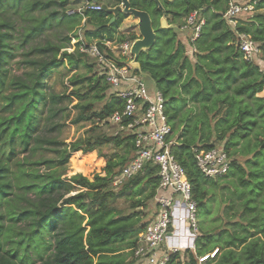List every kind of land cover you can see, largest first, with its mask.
Returning <instances> with one entry per match:
<instances>
[{"label":"trees","instance_id":"obj_1","mask_svg":"<svg viewBox=\"0 0 264 264\" xmlns=\"http://www.w3.org/2000/svg\"><path fill=\"white\" fill-rule=\"evenodd\" d=\"M113 1L114 5L107 6L121 3ZM229 1L162 0L169 23H179L173 29L161 28L162 11L156 2L131 1L134 9L148 12L154 23L157 42L140 55L141 72L165 99L178 140L173 153L192 185L198 219L205 221L209 192L218 183L199 169L194 149L208 150L223 143L231 157L253 154L244 164L233 160L229 173L220 178L233 184L239 197H245L238 219H229L218 233L200 230L194 250L172 253L167 264H201L199 260L205 257L202 264H264V97L258 96L264 90V0L258 1L255 14L238 20L234 27L224 18ZM69 3L0 0V264H134L127 253L133 254L138 235L148 223H141L140 212L124 214L115 203L124 197L132 201V209L146 207L160 187L158 168L151 164L127 180L118 193L113 187L114 178L135 156V138L100 130L102 125L111 126L107 119L123 110L124 100L112 93L89 56L78 47L72 53L65 51L72 48L69 33L82 23V17L70 13ZM8 9L23 19V32H17L14 20L7 18ZM195 10L205 19L199 37L195 41L189 34L180 38L179 29ZM87 13L88 42L114 40L126 18L120 15L109 26L113 15L108 11ZM61 28L68 34L59 42L48 38L33 46L35 38ZM240 34L251 36L259 45L262 56L258 62L245 60L236 44ZM117 38L121 43L138 36L119 34ZM15 48L38 56L25 61L28 70L22 76L9 78L6 65ZM100 48L106 50L103 45ZM65 62L87 71L71 78L76 88L70 96L47 91V77ZM74 99L77 114L71 123L94 126L79 140L66 144L60 137ZM105 147L111 151L105 153ZM93 152L106 159L103 172L94 179L83 174L69 177L68 164L74 153L85 158L84 154Z\"/></svg>","mask_w":264,"mask_h":264},{"label":"built area","instance_id":"obj_2","mask_svg":"<svg viewBox=\"0 0 264 264\" xmlns=\"http://www.w3.org/2000/svg\"><path fill=\"white\" fill-rule=\"evenodd\" d=\"M81 1L82 5L77 10L85 21L87 12L104 10L106 5L104 0ZM257 4L258 0H230L224 18L234 27L240 16H249L257 11ZM204 25L205 19L200 11L195 10L186 17L181 30L191 31V40L195 41ZM73 39L72 48L65 51L72 53L78 47L80 53L92 58L100 75L111 86L112 93L124 100L123 110L107 119L115 127V135L125 133L135 138V156L114 178L113 187L120 188L151 164L158 168L160 188L172 190L178 198L157 199V218L138 235L133 249L134 257L142 264H167L172 253L180 252L179 248L162 250V245L170 234V227L180 224L195 239L199 225L198 204L193 198L192 185L173 153L178 140L166 114L165 99L156 88H148L143 75L133 68L131 47L134 40L121 43L103 41L99 44L87 43L83 38ZM236 44L245 60L256 63L261 58L260 47L251 36L238 35ZM100 45L106 50H101ZM194 153L197 165L206 177L219 179L229 173L232 159L224 147L216 146L208 150L195 148Z\"/></svg>","mask_w":264,"mask_h":264},{"label":"rangeland","instance_id":"obj_3","mask_svg":"<svg viewBox=\"0 0 264 264\" xmlns=\"http://www.w3.org/2000/svg\"><path fill=\"white\" fill-rule=\"evenodd\" d=\"M259 1V0H258ZM104 3L106 5L112 6L114 5L113 0H104ZM82 5L81 0H70L69 3V8L71 9V14L76 12L74 15L79 16L80 18L82 17V23L80 26L76 27L73 31V33H69L71 37V45L73 44V37H75V34H78L77 38H83L87 43H99L103 41H117L118 42V35L119 34H137L139 35V30L137 27V20L134 19L131 15H125L126 18L122 21L120 26L117 28V32L119 33L116 35L114 40H109V39H93L92 41L88 42V40L85 37V32H86V21L85 19L83 20L84 16L80 15L78 13L77 8ZM108 6V7H109ZM264 13V10L262 11ZM201 13V12H200ZM256 11H254L252 14H255ZM88 14V13H87ZM85 14V17L87 16ZM124 15V14H121ZM6 16L9 18L12 22L14 20V24L16 26L17 32H23L20 27L24 25L23 19H21L16 13H14V10H7L6 11ZM249 17L248 15H243L239 17V20H247ZM169 19L172 21V16L169 17ZM115 24V23H114ZM113 24V25H114ZM161 25V24H160ZM175 26H179L178 24H174ZM110 26V25H109ZM92 26H88V29H91ZM180 30V29H179ZM62 31V32H60ZM179 32L180 38H183L184 36L182 35L183 33L181 31ZM181 32V33H180ZM68 34L67 31L61 28L58 32L56 30H48L46 31L45 34L35 38L33 40V46H37V44L41 43L44 44L45 40L49 38V40L54 41V42H59V39L61 36ZM76 38V37H75ZM126 41V40H125ZM14 44H18L17 40L13 41ZM25 49L23 48H15L13 51V59H11L8 64L6 65V68L8 69V75L10 77H20L28 70V65L27 62L30 59H34L38 56L36 52L31 53L29 56L25 54ZM28 51V49H27ZM92 59V58H91ZM261 59V58H260ZM27 60V62H25ZM93 60V59H92ZM94 61V60H93ZM86 70L83 67H71L65 62V65L55 69L52 71L49 76L47 77L46 84H47V91H52L55 94H66L70 96L71 92L76 88L73 85H71V78L76 74V75H85ZM145 81L147 83L148 88L150 87L151 89H155L154 87V82L148 77H145ZM11 90H7L6 93L9 94ZM258 96H264V90L263 92L259 93ZM1 101V97H0ZM65 104H69L68 100H65ZM78 103L76 99L73 100L70 106V111H71V117L68 119L65 123V127L63 129L62 135L60 137L61 142H65L66 144H70L74 141L79 140L85 135V132L90 129L92 126H94L91 122H84L81 124L74 125L71 123V120L74 119V117L77 114V110L74 108V106ZM100 106V105H99ZM2 107H1V102H0V115H2ZM111 126H103L102 129H100L103 133L106 134H112L115 135L116 129L115 127L110 124ZM176 136V135H175ZM177 138V136H176ZM255 142V139H252V143ZM216 146L224 147L223 143H218ZM215 146V147H216ZM241 148L243 146L241 145ZM103 151L107 153L108 151H111L108 148H103ZM49 157L52 156V154H48ZM95 157H89L88 158H83V157H75L72 160H70L68 164V176L71 177L75 174H83L86 177H89L90 179H94L95 175L101 174L103 172V169L105 166H103L106 162V159L101 158L98 154L94 155ZM253 157V154L246 157V158H251ZM78 158V159H77ZM246 158L241 157V156H232L231 159L232 161L237 159L241 164H244L246 161ZM135 177V176H134ZM218 185L213 188L212 191L209 192V203L207 204L206 210V217L205 221L202 222V218L199 217L198 219V225H199V231H203L206 233H218L220 232L223 228H226L227 223L229 219L237 218L236 214L237 211L241 208V203H243V200L245 197H239L236 193V188L234 187L233 184H231L229 181H224L223 179H218L217 180ZM235 185H238L237 182H235ZM211 186H208V189H210ZM120 188L116 189V192L119 191ZM118 193V192H117ZM146 207L139 208V209H132V201L128 200L127 198H120L117 200L115 203V206L121 210L122 213L124 214H130L132 212H140L142 222L141 223H149L152 220L155 219L157 212H158V205L156 200H151L145 203ZM255 204V201L252 205ZM198 215L200 216V211L198 207ZM232 217V218H230ZM162 250L165 251V246L162 245ZM185 251V250H184ZM181 251V252H184ZM131 252L127 253L129 261H134V264H142L138 262V260L130 254ZM217 251L209 256L213 257L214 254H216ZM206 259L201 258L199 261L202 264L203 261Z\"/></svg>","mask_w":264,"mask_h":264},{"label":"water","instance_id":"obj_4","mask_svg":"<svg viewBox=\"0 0 264 264\" xmlns=\"http://www.w3.org/2000/svg\"><path fill=\"white\" fill-rule=\"evenodd\" d=\"M132 0H121V5L117 7L110 8L107 5L104 6V10L108 11L113 15L111 22L109 23L112 26L117 18L121 15H131L134 19L137 20V27L140 33V38L133 41L131 47V53L134 56L132 61L133 68L140 72L143 76H148L141 71V64L139 62V57L143 52H148L153 49L157 42V33L154 28V23L151 15L143 10L134 9L131 6ZM158 5L159 9L162 11V17L160 19V24L162 29H173L174 25L169 23L166 9L163 7L162 0H153ZM168 2H173L175 0H165Z\"/></svg>","mask_w":264,"mask_h":264},{"label":"crops","instance_id":"obj_5","mask_svg":"<svg viewBox=\"0 0 264 264\" xmlns=\"http://www.w3.org/2000/svg\"><path fill=\"white\" fill-rule=\"evenodd\" d=\"M120 5H121V3H120ZM110 8H114V7H110ZM179 31H181L183 33L182 35H184V34L192 35L191 34V31H185V30H181V29ZM143 77L145 78V76H143ZM154 87L156 88L155 85H154ZM260 97H264V96H260ZM78 153H74L75 155H74L73 158H75V157H82ZM96 154H97V152H93V153H89L87 155L84 154V156H85V158H88V156L94 158L95 157L94 155H96ZM82 155H83V153H82ZM103 166H105V164ZM214 180H218V179H214ZM160 197L175 198L176 200L178 199L175 196V194L173 193L172 190H170V189H164V188H160L159 187V189L156 192V196H155L154 200H156V202H157V199L160 198ZM157 205H158V202H157ZM158 207H159V205H158ZM158 210H159V208H158ZM156 218H157V215H156L155 219ZM154 220H152L151 222H153ZM173 227H174V232H172V233L169 234V236L167 237V239L165 240V242L163 244V246H165V250H168L170 248H179L180 249V252L181 251H184V250L186 251L187 249L194 250V247H195L194 244L196 242L197 237L200 236V234H201L200 232L201 231H198V236L195 239H193V238H191L190 232L186 228H183V226H180V224H179V226H173ZM132 252H133V250H132ZM132 256H134V252H133Z\"/></svg>","mask_w":264,"mask_h":264},{"label":"clouds","instance_id":"obj_6","mask_svg":"<svg viewBox=\"0 0 264 264\" xmlns=\"http://www.w3.org/2000/svg\"><path fill=\"white\" fill-rule=\"evenodd\" d=\"M138 36V38H140V33H139V35H137Z\"/></svg>","mask_w":264,"mask_h":264}]
</instances>
